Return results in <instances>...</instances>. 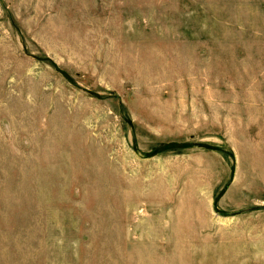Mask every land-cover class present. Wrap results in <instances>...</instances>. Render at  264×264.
I'll list each match as a JSON object with an SVG mask.
<instances>
[{
	"label": "rangeland",
	"instance_id": "374dc122",
	"mask_svg": "<svg viewBox=\"0 0 264 264\" xmlns=\"http://www.w3.org/2000/svg\"><path fill=\"white\" fill-rule=\"evenodd\" d=\"M0 264H264V0H0Z\"/></svg>",
	"mask_w": 264,
	"mask_h": 264
}]
</instances>
